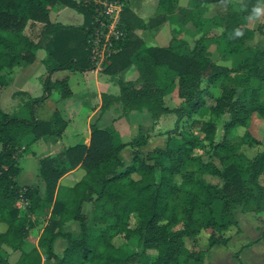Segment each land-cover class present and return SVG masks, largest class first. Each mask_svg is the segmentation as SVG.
I'll return each instance as SVG.
<instances>
[{"label":"trees","instance_id":"16d2710c","mask_svg":"<svg viewBox=\"0 0 264 264\" xmlns=\"http://www.w3.org/2000/svg\"><path fill=\"white\" fill-rule=\"evenodd\" d=\"M84 0H0V92L8 85L3 71L32 64L39 50H45L42 64L47 77L43 95L31 99L14 114L0 109V264H202L214 246L226 245L223 232L235 220L237 206L264 208V149L253 158L240 152L244 143L257 145L239 129L247 128L251 113L264 117L259 101L264 84V48H252L248 42L254 32L247 21L258 0H187L178 11L182 23L195 27L205 24L202 38L192 49L177 39L166 47L147 46L137 35L144 23L123 4L121 27L125 38L121 50L113 55L102 73L113 76L135 65L139 86L119 82L117 102L123 112L146 111L153 121L164 114L177 115L175 129L167 132L163 149L142 154L146 137L138 135L122 143L112 127L92 125L88 145L77 144L39 161L38 173L44 183L39 188L17 183L19 161L29 145L44 137L59 138L66 122L55 112L47 120L36 119L35 106L51 92L61 98L70 95L67 77L51 81L56 72L93 70L87 45V28L93 8ZM179 0H159L158 14L148 21L154 28L164 22ZM224 4L218 17L203 18L207 7ZM54 7H67L83 16L80 26L52 23ZM174 16V15H173ZM221 28L216 37L209 30ZM30 29L31 35L26 33ZM237 30L243 34L236 35ZM221 46L222 58H239L231 67L211 59L208 43ZM219 93L216 94V91ZM176 92L181 105L168 109L164 98ZM208 100L211 104H208ZM185 126L179 129V124ZM220 125L222 136L216 142ZM124 148L132 151L126 165L120 157ZM220 162L218 167L213 160ZM76 168L82 177L73 186L59 181ZM205 176L215 180L210 185ZM220 189V191H217ZM26 202L23 215L16 207L19 198ZM90 205V213L84 205ZM136 218L130 228L129 219ZM44 222L37 246L29 237L35 226ZM76 222L78 234L64 230ZM210 230L201 253H192L184 239L194 238L201 230ZM137 240V252L115 246L113 240ZM66 247L59 256L57 240ZM11 254H17L10 262Z\"/></svg>","mask_w":264,"mask_h":264},{"label":"crops","instance_id":"0c3cea01","mask_svg":"<svg viewBox=\"0 0 264 264\" xmlns=\"http://www.w3.org/2000/svg\"><path fill=\"white\" fill-rule=\"evenodd\" d=\"M75 1L78 2V0ZM158 2L159 0H129L128 2L130 11L144 23V28L137 31V35L143 41L153 38L150 33L152 28L147 25V21L158 14ZM69 12H72V9L67 7H61L55 11L51 9L49 14L50 21L64 26H80L83 23V17L82 22L78 25L66 22L73 18L72 15H69ZM173 14H177V11ZM142 33L145 35H142ZM146 45L163 47V45ZM42 58L39 55L32 64L24 67L19 71L18 75L11 76L8 81V85L4 89H11V92L7 93V105L11 107L12 111L10 114L21 111L20 109L16 110L18 99H34L43 95L41 87L43 89L44 82L42 83L39 79L42 74L46 73V69L41 63ZM51 76L52 78L60 79L67 77L70 95L66 98H61L57 92H51L39 105L35 106L34 115L36 119L47 120L53 116V113L57 112L66 122V128L59 138L44 136L29 145L23 155H27L26 153L30 152L26 158L31 163L30 173L25 172L24 164H22L26 163V160L23 162L20 160L22 162L19 164L21 170L17 177L19 185L37 187L40 194L43 195L45 187L38 173L40 159L53 156L64 148L77 144L88 145L92 125L98 128L112 127L122 143L129 142L138 135L146 137L145 145L139 148L142 154L165 147L167 141L166 133L174 128L175 116L173 113L164 114L157 121H153L146 109L126 113L122 111L120 104L117 102V97L120 94L119 82H132L137 86L140 85L135 65H131L126 70L113 76L93 70L80 73L56 72ZM37 80L39 82L38 85L36 83ZM2 92L3 89L0 92V109L2 108ZM175 94L176 99L181 102L176 92ZM168 99V97L164 98L165 104H167ZM184 126L185 124L181 122L179 129ZM120 157L125 164L131 162V149L124 148L120 152ZM82 175L83 171L80 168H76L66 174L59 182L64 186H73ZM22 181L28 182L21 183ZM5 230L6 226L0 223V232ZM255 240L240 242L237 257L235 256L237 252L235 250V241H231L228 246H215L206 255L205 264H224L223 260H225V257H228L227 262L229 264H264V232Z\"/></svg>","mask_w":264,"mask_h":264},{"label":"rangeland","instance_id":"374dc122","mask_svg":"<svg viewBox=\"0 0 264 264\" xmlns=\"http://www.w3.org/2000/svg\"><path fill=\"white\" fill-rule=\"evenodd\" d=\"M234 1L240 2L241 0H234ZM185 7H186V0L178 1L177 7L172 10L173 13L177 11V14L170 13L168 18H166L164 22L152 28V32L150 33L151 35H153L152 36L153 38L148 39L147 41H144V42L149 45L150 44L157 45V46L163 45V47L164 46L166 47L170 43L175 44L178 39V41L183 40L185 42L184 43L185 46L192 49L193 46L195 45V42L201 39L202 35H204L205 24H203L201 28L197 26L195 27L193 24H191V22L186 21V23L184 24L181 22V20H179V18H176L180 16L178 15L179 9L185 8ZM60 8L61 7H54L52 8V10L55 11ZM225 9H226V6L222 3L210 5L207 7V12H205V14L203 15V18H214V17L216 18L218 16H221L225 12ZM69 15H72L73 18H71V20L66 21L67 23L78 25L82 22L83 16L78 14L76 11L72 10V12H69ZM147 25H148V21H147ZM247 27L254 32L252 40H250L247 43L248 46L252 48H264V13H262V15L257 18L248 20ZM220 32H221V28L215 27L214 29L209 30V36L216 37L217 35L220 34ZM26 33L31 35L30 29H27ZM142 35H145V34L142 33ZM208 44H209L208 52L211 53V59L217 62V64L222 65V66L231 67L235 63L239 62V58L237 57L236 58L228 57V58L223 59L222 52H221V49H222L221 46L218 45L217 43L211 44V42H209ZM39 55L40 57H43L41 60V63H42L43 59L46 57L45 50H39L36 54L35 60L36 58L39 57ZM24 67L26 66L22 65L20 67L13 68L11 71L5 70L2 72V74L5 75L7 77V80L9 81L11 76L13 77L15 75H18L19 71H21ZM46 77H47V70H46V73L40 76L39 80L43 83L45 82ZM58 79L60 78H52L51 76V81L58 80ZM36 83L37 85L39 84L38 80ZM6 87L7 86H5L4 88ZM4 88L2 92L1 110L4 113L10 114L12 111H11V107H8L7 105V100H8L7 95L9 94V91L11 92V89H8V88L4 89ZM41 91H42L41 93H43L42 87H41ZM217 93H219V90L216 91V94ZM165 97L169 98L167 100V104H165L168 107V109L174 110L181 105V102H179V100L176 99L175 92L168 93ZM31 101L32 100L30 98L18 99L17 100L18 106L21 108L17 106L16 110L20 109L22 111L23 106L26 103L30 105ZM259 101L261 103H264V84H262L260 87ZM208 104H211L209 100H208ZM173 115L175 116L174 118L175 122H174V128L172 130L175 129V125L177 121V115L174 113ZM245 133L249 136L250 139H252L253 141H257L258 144L251 145L250 143H244L240 147V152L245 154V156L249 158H253L257 154L262 152L264 149V117L258 114L257 112L251 113L247 120V128L239 129L240 135L242 134L244 135ZM221 136H222V131L219 125L218 132L215 138L216 142L220 141ZM29 153L30 152L26 154L28 155ZM27 155H23L20 160L22 162L26 160ZM213 160H214V163L218 167H220L219 160L216 157H213ZM21 161L19 162V164L22 163ZM27 161L28 160H26V163H22V164H24L25 172L30 173L31 163ZM129 163H127L126 165H128ZM205 181L210 185H213L216 183L214 179L208 176H205ZM27 182L28 181H22L21 183H27ZM217 191H220V189H217ZM26 205H27V202L21 197L16 202V207L20 211L21 215H23V213L26 211ZM90 209H91L90 205L88 204L84 205V211L86 213L89 214ZM251 209H253L251 206H242V205L237 206L232 211V216L235 222L233 224H230L229 227H227L226 230L222 233L223 236L227 237L229 241L226 245H219V246H228L231 241H235L234 242L235 250L237 251L235 253V256L239 254L240 242L244 243L246 241L247 242L253 241L256 238L260 237L264 232V208L258 211H251ZM39 221L41 222V220ZM128 225L130 226V228L136 227L135 216L130 217ZM43 226H44V222H41V224L35 226L34 229L31 231V234L29 237L30 246H37L38 239L40 237ZM64 230L70 231L74 235H77L79 232L78 224L76 222L70 223L66 225ZM210 233H211L210 230L205 229V230H201L200 233L194 238V240L185 238L184 242H185L186 248L192 253H201L207 245V240H208V236L210 235ZM113 243L115 246H123V245L126 246L127 250L132 253L138 251L137 240L135 238L125 240L123 237L117 236L114 238ZM65 247H66V242L64 240L59 239L55 242L54 251L57 255L61 256ZM206 255L204 256L202 255V257L204 258L202 264H205V259L207 257ZM227 258L228 257H225V260H223L224 264H229L227 262L228 260ZM16 259H17V254H11L10 259H9L10 262L13 263L16 261ZM43 262H44V256H42L41 264H43ZM190 264H198V263H195L193 260H191Z\"/></svg>","mask_w":264,"mask_h":264},{"label":"built area","instance_id":"2783aa9c","mask_svg":"<svg viewBox=\"0 0 264 264\" xmlns=\"http://www.w3.org/2000/svg\"><path fill=\"white\" fill-rule=\"evenodd\" d=\"M80 1V0H79ZM93 9L87 28V45L93 71L101 73L109 59L121 50L125 32L121 27L123 4L117 0H84Z\"/></svg>","mask_w":264,"mask_h":264},{"label":"clouds","instance_id":"9594fccd","mask_svg":"<svg viewBox=\"0 0 264 264\" xmlns=\"http://www.w3.org/2000/svg\"><path fill=\"white\" fill-rule=\"evenodd\" d=\"M264 13V0H258L257 5L253 7L252 14L249 17V19H254L262 15ZM243 33L239 30H237L236 35L240 36Z\"/></svg>","mask_w":264,"mask_h":264}]
</instances>
